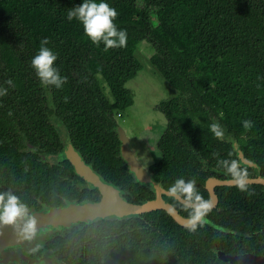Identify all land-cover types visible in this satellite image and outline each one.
Instances as JSON below:
<instances>
[{"label": "trees", "instance_id": "1", "mask_svg": "<svg viewBox=\"0 0 264 264\" xmlns=\"http://www.w3.org/2000/svg\"><path fill=\"white\" fill-rule=\"evenodd\" d=\"M81 2L0 0V183L29 205L100 199L67 160H43L63 148L56 118L83 163L124 200H152L153 188L139 183L121 157L116 121L132 105L126 83L142 69L135 52L143 40L155 51L150 64L178 92L158 105L167 129L157 143L161 158L149 167L154 182L167 190L177 177L195 178L208 199V178L233 180L219 164L224 159L237 160L246 178L264 180V0H107L118 12L114 23L127 31L126 46L107 50L67 19ZM44 38L67 77L59 89L42 86L31 66ZM244 119L253 121L251 128ZM213 122L223 138L211 131ZM214 191L216 206L194 229L164 210L75 227L62 242L75 256L67 263L230 264L218 253L264 256V186ZM167 201L192 218L191 206Z\"/></svg>", "mask_w": 264, "mask_h": 264}, {"label": "water", "instance_id": "2", "mask_svg": "<svg viewBox=\"0 0 264 264\" xmlns=\"http://www.w3.org/2000/svg\"><path fill=\"white\" fill-rule=\"evenodd\" d=\"M118 137L120 140V154L127 164L129 171L135 176L136 180L143 185H151L156 195L152 200L143 204H133L125 201L115 187L104 183L100 178L83 163L78 153L71 146H67L64 155L70 162L78 176H80L89 187L96 189L100 194L98 201H84L80 203L66 204L63 206L51 207L45 213L31 212V218L34 221L33 230L29 234L21 231L23 221L20 227L12 224L0 223V263H5L13 257H19L16 251L27 250L33 247L36 241L42 242L45 237H50L53 231L66 228L76 222L93 223L110 216L119 218H128L144 213L164 210L180 226L190 227L193 223L192 218H183L178 211L167 201L172 198L183 205L186 201L180 196H173L167 190L156 184L151 176L149 169L142 166L136 158L134 152L129 146L128 138L123 129L117 123ZM246 184H257L264 186V180L261 178H246ZM236 185L234 180H220L214 177L208 178L205 182V188L209 198L213 202V207L217 204L218 198L214 188L216 186ZM190 206V205H189ZM212 207V208H213ZM201 219L194 221L196 224ZM218 258L230 264H263L264 256L256 254H239L235 256L226 255L223 252L218 253Z\"/></svg>", "mask_w": 264, "mask_h": 264}, {"label": "clouds", "instance_id": "3", "mask_svg": "<svg viewBox=\"0 0 264 264\" xmlns=\"http://www.w3.org/2000/svg\"><path fill=\"white\" fill-rule=\"evenodd\" d=\"M118 12L111 7L107 0H82V2L67 11L69 21L74 18L83 25L84 34L90 41L96 45L103 44L105 50L108 48L124 47L127 43V31L118 28L114 23ZM48 40L44 38L40 41V47L31 59V66L34 68L36 76L39 78L42 86H55L61 88L67 80L62 76L54 62L57 54L47 47ZM245 129L253 125L250 119L241 121ZM211 131L216 137L223 138L221 126L213 122L210 125ZM219 164L224 168L227 174H230L237 187L244 191L246 188V172L239 166L237 160H221ZM196 179L180 176L177 177L167 191L173 196H182L185 198L186 206L192 208V228H195L194 221L201 219L206 213L211 211L213 202L210 199H204L196 190ZM23 221L21 231L29 234L33 230L34 221L28 212L27 205L12 191L0 192V223L12 224L20 227Z\"/></svg>", "mask_w": 264, "mask_h": 264}, {"label": "rangeland", "instance_id": "4", "mask_svg": "<svg viewBox=\"0 0 264 264\" xmlns=\"http://www.w3.org/2000/svg\"><path fill=\"white\" fill-rule=\"evenodd\" d=\"M149 11L153 16L155 10L150 9ZM164 14L166 17L171 16L169 10L164 11ZM154 52L153 46L145 40L137 45L135 57L141 63L142 69L135 78L126 83L132 92L133 105L116 117L118 125L128 138L130 148L142 166L147 169L158 162L161 157L157 142L166 125L164 115L150 105L167 101L178 95V92L150 64L149 59ZM99 82L102 92L108 100H112L106 84L101 79ZM62 126H60L61 138L66 141V131ZM43 240L42 242L36 241L33 247L25 251H31L35 246L40 247Z\"/></svg>", "mask_w": 264, "mask_h": 264}, {"label": "flooded vegetation", "instance_id": "5", "mask_svg": "<svg viewBox=\"0 0 264 264\" xmlns=\"http://www.w3.org/2000/svg\"><path fill=\"white\" fill-rule=\"evenodd\" d=\"M161 103V102H160ZM155 104V105H150V107L158 110L159 112H161L159 109H158V105L160 104ZM132 105H133V102H132ZM162 113V112H161ZM163 114V113H162ZM164 115V114H163ZM165 117V115H164ZM166 119V117H165ZM53 124L55 125L58 133H59V136H60V139L63 143V148L62 150L60 151V153H57V154H54V155H43L42 158L44 161H47L49 162L50 164H57L59 162H62L64 160H67V158L65 157L64 155V150L67 146H71V144L68 142V138H67V135H66V141H63V139L61 138V131H60V126H62V123L54 118L53 119ZM63 128V126H62ZM167 129V119H166V125H165V129H164V132L165 130ZM65 130V129H63ZM163 132V133H164ZM66 133V132H65ZM162 133V135H163ZM161 135V136H162ZM160 136V137H161ZM160 139V138H159ZM159 141V140H158ZM158 143V142H157ZM71 148L74 150V148L71 146ZM158 148V147H157ZM159 150V149H158ZM75 151V150H74ZM76 152V151H75ZM160 152V151H159ZM161 154V153H160ZM161 158V157H160ZM55 160V161H54ZM68 161V160H67ZM69 162V161H68ZM70 163V162H69ZM71 165V164H70ZM72 166V165H71ZM74 169V168H73ZM75 171V170H74ZM76 173V172H75ZM77 174V173H76ZM150 176H151V173H150ZM135 177V176H134ZM152 178V177H151ZM101 180V179H100ZM153 180V179H152ZM154 181V180H153ZM104 182V181H103ZM105 183V182H104ZM157 184V183H156ZM87 186H89L87 183H86ZM159 185V184H158ZM151 186V185H149ZM160 186V185H159ZM152 187V186H151ZM161 187V186H160ZM218 187V186H216ZM215 187V188H216ZM153 188V187H152ZM162 188V187H161ZM214 188V190H215ZM12 191L14 194L15 191H14V188L9 185V184H5V183H0V192L2 191ZM154 190V188H153ZM118 191V190H117ZM154 197L156 195V192L154 190ZM118 194L120 195L119 191H118ZM121 196V195H120ZM23 201V200H22ZM126 201V200H125ZM26 205H27V209H28V212L29 211H37L38 213H45V211L49 208H51L52 206H50L49 204H46V203H42V202H38V203H34V202H31L30 205H29V202L27 201L24 202ZM72 203H76V202H65L64 205L66 204H72ZM216 206V205H215ZM214 206V207H215ZM213 207V208H214ZM212 208V209H213ZM31 213V212H29ZM138 216V215H136ZM135 217V216H133ZM113 218H118V219H122V218H119V217H116V216H110V217H107V219H113ZM128 218H132V217H128ZM128 218H123V219H128ZM106 219V218H104ZM103 220V219H102ZM98 221V220H97ZM95 222V221H94ZM87 223L85 222H76V223H73L71 225H69L68 227L66 228H61V229H57L55 231H53V233L51 234L50 237H45L44 240H43V243L40 247H34L33 250L31 251H25V250H22L20 252L16 251L15 254L19 253V257H13L11 258V260L5 262V263H0V264H68L67 263V260L68 259H73L75 256L74 255H69L68 253H66L63 249H62V242H63V239L66 238V234L68 232L71 231V229L75 228V227H80V226H85ZM247 254V253H246ZM264 264V263H263Z\"/></svg>", "mask_w": 264, "mask_h": 264}]
</instances>
